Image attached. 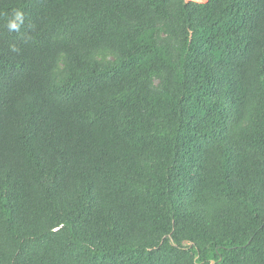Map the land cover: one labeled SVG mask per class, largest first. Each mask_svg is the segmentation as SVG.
Returning a JSON list of instances; mask_svg holds the SVG:
<instances>
[{
	"label": "trees",
	"instance_id": "trees-1",
	"mask_svg": "<svg viewBox=\"0 0 264 264\" xmlns=\"http://www.w3.org/2000/svg\"><path fill=\"white\" fill-rule=\"evenodd\" d=\"M0 264H264V0H0Z\"/></svg>",
	"mask_w": 264,
	"mask_h": 264
},
{
	"label": "clouds",
	"instance_id": "clouds-1",
	"mask_svg": "<svg viewBox=\"0 0 264 264\" xmlns=\"http://www.w3.org/2000/svg\"><path fill=\"white\" fill-rule=\"evenodd\" d=\"M16 17H17V19H20L21 18V14L20 13H17L16 14ZM9 27H10V29H16L18 26L15 24V23H11L10 25H9Z\"/></svg>",
	"mask_w": 264,
	"mask_h": 264
},
{
	"label": "rangeland",
	"instance_id": "rangeland-1",
	"mask_svg": "<svg viewBox=\"0 0 264 264\" xmlns=\"http://www.w3.org/2000/svg\"><path fill=\"white\" fill-rule=\"evenodd\" d=\"M196 1H206V0H196Z\"/></svg>",
	"mask_w": 264,
	"mask_h": 264
},
{
	"label": "water",
	"instance_id": "water-1",
	"mask_svg": "<svg viewBox=\"0 0 264 264\" xmlns=\"http://www.w3.org/2000/svg\"><path fill=\"white\" fill-rule=\"evenodd\" d=\"M214 263V262H213Z\"/></svg>",
	"mask_w": 264,
	"mask_h": 264
}]
</instances>
